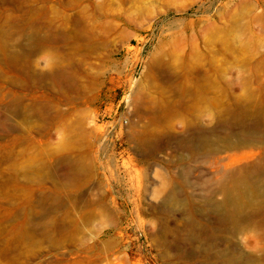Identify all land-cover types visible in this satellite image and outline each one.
<instances>
[{
    "label": "rangeland",
    "instance_id": "374dc122",
    "mask_svg": "<svg viewBox=\"0 0 264 264\" xmlns=\"http://www.w3.org/2000/svg\"><path fill=\"white\" fill-rule=\"evenodd\" d=\"M190 124L264 132V0H0V264H264V228L209 229L261 156L183 147Z\"/></svg>",
    "mask_w": 264,
    "mask_h": 264
},
{
    "label": "bare ground",
    "instance_id": "6f19581e",
    "mask_svg": "<svg viewBox=\"0 0 264 264\" xmlns=\"http://www.w3.org/2000/svg\"><path fill=\"white\" fill-rule=\"evenodd\" d=\"M170 114L167 110L153 111L150 121L154 124L153 126H156L157 123L167 119ZM257 114L255 111L247 112L238 115L233 120L227 118L220 122L231 126L234 121L241 124L249 117H253L257 125H261L262 119ZM185 131L188 136L178 141L179 145L190 149H203L214 156L226 155L228 165L240 163L256 155L261 156V161L256 167L249 165L238 167L230 174L223 176L217 192L223 196V199L220 202H213L219 221L209 227L210 236L214 239H217L216 235L223 237L224 244L227 245L229 238L225 236V233L228 234L229 228L232 229L237 239L239 235L250 229L264 228V189L261 188L264 181V132L253 134L240 131L234 138L210 143L209 139L216 135L213 129L190 124L185 127ZM166 135L171 136L169 133ZM159 137L160 133H157V130L139 134L136 139L138 148L145 151L155 147ZM245 149H250V152H241ZM223 257L226 264H263L259 258L243 254L237 246L232 250L227 248Z\"/></svg>",
    "mask_w": 264,
    "mask_h": 264
}]
</instances>
